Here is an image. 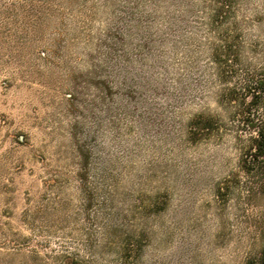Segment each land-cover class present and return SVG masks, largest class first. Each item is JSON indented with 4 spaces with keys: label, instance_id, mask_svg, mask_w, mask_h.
<instances>
[{
    "label": "rangeland",
    "instance_id": "1",
    "mask_svg": "<svg viewBox=\"0 0 264 264\" xmlns=\"http://www.w3.org/2000/svg\"><path fill=\"white\" fill-rule=\"evenodd\" d=\"M264 0H0V264H264Z\"/></svg>",
    "mask_w": 264,
    "mask_h": 264
},
{
    "label": "trees",
    "instance_id": "2",
    "mask_svg": "<svg viewBox=\"0 0 264 264\" xmlns=\"http://www.w3.org/2000/svg\"><path fill=\"white\" fill-rule=\"evenodd\" d=\"M259 138L256 139L257 142V150L263 155L264 152V128L259 127Z\"/></svg>",
    "mask_w": 264,
    "mask_h": 264
},
{
    "label": "flooded vegetation",
    "instance_id": "3",
    "mask_svg": "<svg viewBox=\"0 0 264 264\" xmlns=\"http://www.w3.org/2000/svg\"><path fill=\"white\" fill-rule=\"evenodd\" d=\"M261 127L264 128V124L261 125ZM260 167H261V170H262V172H263V177H264V162H262V164H260Z\"/></svg>",
    "mask_w": 264,
    "mask_h": 264
}]
</instances>
